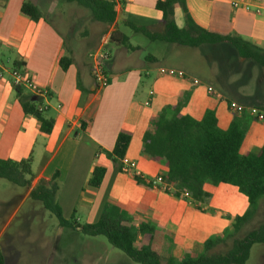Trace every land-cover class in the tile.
<instances>
[{
	"label": "crops",
	"instance_id": "1",
	"mask_svg": "<svg viewBox=\"0 0 264 264\" xmlns=\"http://www.w3.org/2000/svg\"><path fill=\"white\" fill-rule=\"evenodd\" d=\"M26 1L38 7L40 0H0V160L20 161L31 156V171L37 165L24 194L0 196V253L4 264H135L105 238L86 237L79 227L61 226L41 202L29 197L34 187L49 182L56 172V203L65 221L91 225L105 213L126 219L134 227L146 223L169 242L172 258H198L208 240L223 238L232 231L234 219L248 210V201L234 186L206 184L208 205H202L200 211L189 199L175 197L164 192L161 185L153 188L149 183L165 171L159 162L142 154V140L151 121L164 108L176 106L185 98L180 107L182 115L199 121L211 110L221 130H226L233 119L227 102L222 104L219 96L213 97L207 83L196 74H177L169 63L188 47L150 40L137 31L161 33L163 15L156 4L162 0H122L115 23L107 31L86 28L79 39L73 30L82 19L67 22L58 16L74 43L84 47L69 51L65 36L46 15L33 21L21 13ZM43 1V8L49 10L50 0ZM243 1L253 8L264 4V0ZM184 3L198 27L264 48V16L233 9L229 0ZM72 21L76 25L71 26ZM174 22L179 29L184 28L180 7L174 9ZM92 36L93 42L87 44ZM101 45L109 53L104 63L108 84L97 89L88 55ZM63 58L70 60L65 71L59 64ZM15 69L49 92L46 99H32L35 106H48L41 115L52 122L49 134L41 132L34 116L22 111L10 77ZM21 89L22 96L32 97ZM261 108L256 106L255 110ZM255 118L254 114L244 118L242 154L264 144V120ZM119 133H127L131 139L124 159L115 164L107 154L112 152ZM95 167L105 169L98 188L88 185ZM132 170L140 174L141 183ZM149 239V235L137 238L144 245Z\"/></svg>",
	"mask_w": 264,
	"mask_h": 264
},
{
	"label": "trees",
	"instance_id": "2",
	"mask_svg": "<svg viewBox=\"0 0 264 264\" xmlns=\"http://www.w3.org/2000/svg\"><path fill=\"white\" fill-rule=\"evenodd\" d=\"M57 1L75 4L88 10L91 21L102 24L106 28L105 31L115 23L116 11L109 1ZM175 7H180L184 14L182 29H179L174 22ZM156 8L163 15L161 33L149 35L142 29L134 28V30L144 33L150 40L188 48L228 44L236 50L241 59L250 60L264 68V48L256 47L239 37L222 36L198 27L189 16L184 0L158 1ZM21 13L33 21L44 16L42 11L30 1L22 4ZM126 48L135 50L131 46ZM146 59L156 61L149 56ZM59 64L65 71L70 60L63 58ZM15 91L22 111L34 116L40 123L41 132L49 134L52 122L45 120L37 111L32 101L33 97L22 96L20 87H15ZM185 101L184 98L176 106L164 108L151 121L142 140V154L164 167L165 172L159 177L162 190L175 197L189 199L200 211L209 198V194L204 190L206 184L234 186L248 201V210L234 219L232 231L223 238L208 240L204 244L203 253L198 258L180 260L172 258L169 242L162 233L146 223L134 227L121 217L111 218L105 213L91 225L78 226L73 220L65 221L56 203V193L59 188L58 172L49 182H40L34 187L29 197L41 202L47 211L55 215L61 226L73 229L79 227L80 233L86 237L105 238L114 249L122 252L135 264H245L252 246L264 244V223L246 235L243 234L244 226L256 213L258 200L264 196V144L259 149L242 154L240 149L246 131L243 115H234L228 128L221 130L215 113L211 110H207L199 121L182 115L180 107ZM229 110H231L230 105ZM260 111L264 112V108ZM130 139L127 133L118 134L112 152L107 154L113 163L117 164L124 159ZM31 164V156L20 161L0 160V179L18 187L30 188L34 179ZM104 173L103 167H95L88 185L98 188ZM135 178L141 183L139 178ZM139 235H149V242L146 245L140 243L137 240ZM0 264H4L2 253H0Z\"/></svg>",
	"mask_w": 264,
	"mask_h": 264
},
{
	"label": "rangeland",
	"instance_id": "3",
	"mask_svg": "<svg viewBox=\"0 0 264 264\" xmlns=\"http://www.w3.org/2000/svg\"><path fill=\"white\" fill-rule=\"evenodd\" d=\"M43 4L44 1L40 0L38 7L58 31L65 36L67 51L72 47L80 50L84 47L81 43L79 46L74 43L72 35L60 24L58 16H63L67 22L72 18L82 19V23L73 30L76 39H79L78 37L86 28H88L87 31L106 29L100 23L91 22L88 15L89 11L75 4L52 0L49 2V10L43 8ZM74 24L76 25L75 22H70L71 26ZM93 40L94 37L92 36L87 44ZM186 49L187 51H182V56L168 60L176 68L177 74H184L183 72L188 75L196 74L199 79L207 83V88L212 91L213 97L219 96L222 99V104L226 105L227 102L231 106L229 112L233 117L234 115H243L245 118L246 115H256L259 112L261 114L260 121L264 120V112L255 110L256 106L264 107V68L250 60L241 59L236 50L228 44L203 45L198 49ZM250 119L252 120V118ZM36 168L37 165L32 167V173L36 171ZM25 189L0 179V196L22 195L26 192ZM207 205L206 203L205 206ZM256 209L254 217L244 226V235L264 223V196L258 200ZM245 264H264V244L252 246Z\"/></svg>",
	"mask_w": 264,
	"mask_h": 264
},
{
	"label": "built area",
	"instance_id": "4",
	"mask_svg": "<svg viewBox=\"0 0 264 264\" xmlns=\"http://www.w3.org/2000/svg\"><path fill=\"white\" fill-rule=\"evenodd\" d=\"M109 2L113 4L114 10L116 11L119 8L122 0H110ZM229 3L233 9H243L247 12L252 11L257 16H264V4H259L257 7L253 8L250 4L245 3L243 0H229ZM103 45L99 46L88 55L91 63L90 73L97 86V89L105 88L108 84V75L105 71L104 63L106 60H108L109 53ZM10 77L12 80V84L15 87L26 89L35 99H46L49 96V92L45 88L40 87L29 76H27L20 70H13L10 73ZM0 78H2L1 73ZM36 109L39 113L42 114L48 109V106L46 104H40L36 106ZM257 114H259L258 117H261L260 113L257 112L256 115ZM123 169L126 172H130L129 168ZM132 173L135 174L136 172L133 171ZM135 176L138 178L140 177V174L136 173ZM149 183L153 188L161 185L160 178L150 181Z\"/></svg>",
	"mask_w": 264,
	"mask_h": 264
}]
</instances>
